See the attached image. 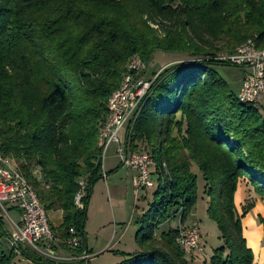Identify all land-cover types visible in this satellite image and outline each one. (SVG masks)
Masks as SVG:
<instances>
[{
    "label": "trees",
    "instance_id": "1",
    "mask_svg": "<svg viewBox=\"0 0 264 264\" xmlns=\"http://www.w3.org/2000/svg\"><path fill=\"white\" fill-rule=\"evenodd\" d=\"M252 38L264 49V0H0L1 153L47 213H63L52 230L63 247L74 229L82 243L76 254L91 255L87 209L105 177L99 138L109 100L132 57L149 64L163 52L191 60L158 75L134 122L132 150L150 154L159 186L148 230L136 234L139 253L123 254L121 264H193L198 255L181 249L180 227L161 228L191 218L199 200L195 168L223 242L209 264H255L243 228L255 203L240 213L236 194L246 180L264 199V106L240 102L221 74L235 67L217 60ZM82 179L88 189L80 210ZM10 236L0 208V242ZM18 253L33 264H87L50 260L20 245L0 251V264H13Z\"/></svg>",
    "mask_w": 264,
    "mask_h": 264
},
{
    "label": "built area",
    "instance_id": "2",
    "mask_svg": "<svg viewBox=\"0 0 264 264\" xmlns=\"http://www.w3.org/2000/svg\"><path fill=\"white\" fill-rule=\"evenodd\" d=\"M217 60L225 61L244 73L238 98L240 102L254 106H264V49H259L255 39H249L232 55H221ZM148 64L139 56L129 60L128 72L124 76L120 88L111 96L108 109L109 118L103 127L99 147L102 149V163L111 146H116V154L120 165L133 174L131 183L135 189L154 190L156 182L153 174L156 163L146 151L135 152L131 147V136L134 122L141 113L144 101L156 81L147 80L145 74ZM123 133V141L121 135ZM79 191L75 198L78 209L84 208L88 182H79ZM0 208L4 215H9L7 208H13L19 213V220H11L12 232L10 242L13 246H23L35 253L58 262L77 263L91 260L84 253L67 259H61L54 252L56 239L51 229L47 212L39 198L27 182L13 166V161L3 157L0 144ZM178 243L188 256L204 252L201 245V234L197 223L188 227L180 226ZM82 247L81 239L74 229L70 230V239L66 248L78 251Z\"/></svg>",
    "mask_w": 264,
    "mask_h": 264
},
{
    "label": "rangeland",
    "instance_id": "3",
    "mask_svg": "<svg viewBox=\"0 0 264 264\" xmlns=\"http://www.w3.org/2000/svg\"><path fill=\"white\" fill-rule=\"evenodd\" d=\"M150 25L154 29L158 30L159 34H162L160 25ZM189 60L191 59L187 55L156 52L148 64V71L145 74V78L147 80H152L155 77H158V75L166 68ZM221 74L229 83L232 91L239 95L242 86V79L244 76L243 71L237 68L224 69L221 71ZM121 139L123 141L122 137ZM114 147L115 146H111V148L108 150L105 161ZM13 166L15 167L14 162ZM194 171L200 177L199 200L191 218L187 224L182 225V227H188L194 223L199 225L201 245L204 249V252L198 256L192 257V260L190 261L193 262V264H209L214 251L222 247L223 242L220 240V232L216 223L209 218L207 213L209 205L208 199L203 194L204 182L202 176L198 173L197 168H195ZM155 182L156 188L154 190L134 189L131 187L128 195H125L123 192V195L119 196L121 202H117L116 200L112 201L106 197L105 187L101 186L102 183H105V180L102 179L94 185L93 190H95V196L92 199L91 195V200L87 209L88 220L85 229L87 246L89 247L90 244L89 250L91 251V260L88 264H121L126 260V257L123 261L121 258V254L124 251L136 253V251L139 250L135 238L136 234L141 228L145 227V231L147 232L148 225L154 215L149 206L152 202L153 193L158 189L159 186L156 177ZM252 201V199L245 201L244 206ZM5 219L7 222V229L9 233H11V220H17L18 217L14 211H12L9 213V215H5ZM180 226L181 224L178 220L170 225L167 224L163 226L161 231H168L170 228H179ZM117 228L118 235H114V231ZM107 244L113 245L111 252L108 249H100ZM13 248H15V246L11 244L10 239L8 238H4L0 242V251H4L6 254H9ZM13 264L33 263L24 259L18 253V255L15 256Z\"/></svg>",
    "mask_w": 264,
    "mask_h": 264
},
{
    "label": "crops",
    "instance_id": "4",
    "mask_svg": "<svg viewBox=\"0 0 264 264\" xmlns=\"http://www.w3.org/2000/svg\"><path fill=\"white\" fill-rule=\"evenodd\" d=\"M123 136L124 135L122 133L121 137L123 138ZM14 168L16 169V165ZM103 169L105 174L103 180H105V183H102L101 186L105 187L106 197L112 201L116 200L117 202H121L119 196H122L123 192L125 195H128L130 188L133 187L131 183V176L133 173L129 169L120 165L119 159L116 155V146L112 149V152L107 157V160L104 161ZM245 181L239 185L238 192L236 194V206L241 213L242 207L245 205V201L252 199L255 203L254 209L243 220L244 237L247 240L248 247L254 252L255 264H264V226L259 222V217L264 219V199L258 198L249 182ZM94 196L95 190L92 191V199ZM14 213L18 217V219L14 221H18L19 213ZM47 215L51 229L56 231L63 224V213L61 211H56L48 212ZM54 234L58 235L59 233ZM114 235H118V228L115 229ZM57 237L60 238V234ZM109 244L101 247L100 249H108L111 252L113 245ZM89 248L90 244L88 249ZM54 252L61 259H67L77 255L76 251L63 247L59 240L56 241ZM136 253H139V250H137ZM136 253L124 251L121 254L122 261L125 259L123 254L134 255Z\"/></svg>",
    "mask_w": 264,
    "mask_h": 264
}]
</instances>
